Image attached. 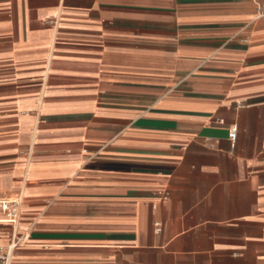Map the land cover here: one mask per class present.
Instances as JSON below:
<instances>
[{"label":"crops","instance_id":"1","mask_svg":"<svg viewBox=\"0 0 264 264\" xmlns=\"http://www.w3.org/2000/svg\"><path fill=\"white\" fill-rule=\"evenodd\" d=\"M263 8L0 0L10 264H264Z\"/></svg>","mask_w":264,"mask_h":264},{"label":"built area","instance_id":"2","mask_svg":"<svg viewBox=\"0 0 264 264\" xmlns=\"http://www.w3.org/2000/svg\"><path fill=\"white\" fill-rule=\"evenodd\" d=\"M260 16L264 17V8L260 11ZM228 138L233 143L236 138V129L232 128L228 132ZM22 201L15 198L13 200L0 199V224H8L12 231L16 229L19 222V208ZM0 264H10V256L7 248L0 245Z\"/></svg>","mask_w":264,"mask_h":264}]
</instances>
